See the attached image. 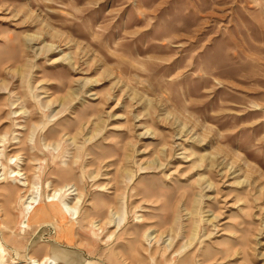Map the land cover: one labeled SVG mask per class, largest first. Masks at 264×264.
<instances>
[{"label": "rangeland", "instance_id": "obj_1", "mask_svg": "<svg viewBox=\"0 0 264 264\" xmlns=\"http://www.w3.org/2000/svg\"><path fill=\"white\" fill-rule=\"evenodd\" d=\"M3 138L8 264H264V0H0Z\"/></svg>", "mask_w": 264, "mask_h": 264}, {"label": "bare ground", "instance_id": "obj_2", "mask_svg": "<svg viewBox=\"0 0 264 264\" xmlns=\"http://www.w3.org/2000/svg\"><path fill=\"white\" fill-rule=\"evenodd\" d=\"M5 138L7 139L6 136H5ZM5 138H3L2 141L0 142V148L4 146ZM3 157H4L3 151H1V149H0V177L6 176V170L8 168L2 162ZM9 164H10V166L13 164L16 165L17 169H12L11 167H9L10 172L7 175V177H5L3 180H6L8 178H14L16 181L15 183L18 184L19 187L25 189V194H27V195L22 197V199H21L22 200V206H23V219H24L22 224L24 227L25 226L28 227L29 222L26 220L31 218V216L34 214V207L33 206L37 203V200H38L37 193H38L39 184L35 183V182L30 183L28 181L27 177H25V174L22 173L19 164H17V158L15 156L10 158ZM23 177H25V178H23ZM17 178H19V179H17ZM0 181H2L1 178H0ZM68 187L69 186H65L64 188H61L59 190L54 191V193H52V194L46 195L45 202L48 204L51 203L49 205V208L56 209V213H58V215L63 220L72 221L73 220L72 217L79 214V205L82 202V196L80 195L79 192L76 194L69 193L70 190L67 189ZM1 189L2 188L0 187V190ZM76 191H78V190H74V192H76ZM16 193H17V191H16ZM70 196L75 197L74 199L71 200V202L68 201ZM42 210H43V207H42ZM2 211H0V212H2ZM42 215L48 216L49 211H47V212L44 211L42 213ZM110 215H111V213H110ZM114 216H115V214H114ZM76 219H78V217ZM110 224H112V223H110ZM94 227L96 229H98V231L102 230V227H99V225H96ZM152 235H153V233H152ZM144 238H145V236H144ZM153 238H155V237H153ZM170 246H171V244L169 245V247ZM169 247H165V250H164L165 253ZM6 255H7L6 250L4 249V247L0 246V264H8L7 260H6ZM149 257H151V256H149ZM23 264H86V262L85 263L76 262L75 260H73V257H70V255L63 254L60 257H57V256L56 257H49V256H47L46 258L41 259V260L34 258V257H31L28 263L25 262Z\"/></svg>", "mask_w": 264, "mask_h": 264}]
</instances>
